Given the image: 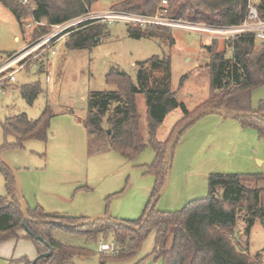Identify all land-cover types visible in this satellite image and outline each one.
Returning a JSON list of instances; mask_svg holds the SVG:
<instances>
[{
  "label": "rangeland",
  "instance_id": "374dc122",
  "mask_svg": "<svg viewBox=\"0 0 264 264\" xmlns=\"http://www.w3.org/2000/svg\"><path fill=\"white\" fill-rule=\"evenodd\" d=\"M122 1L98 0L84 20L98 15L125 14L113 11V6ZM161 13L158 10L153 17ZM97 25H105L106 33L95 39L99 44L91 49L69 50L66 47L79 25L64 32L54 27L39 41L30 43L29 37L24 41L23 27L16 17L0 3V55L21 53L22 60H26L23 68L16 72L14 82L10 83L7 76L12 70L3 74L0 150L15 142L12 137H6L3 130L8 117L25 113L29 119L36 120L47 106L52 115L46 142L31 140L22 148L5 147L0 154L17 170L25 201L32 210L39 206L50 215L90 220L107 216L119 222L138 221L143 217L155 187V177L149 172L156 159L155 151L148 147L134 160H127L116 151L90 155L89 133L84 124L89 112V97L93 93L116 90L107 82L111 70L126 72L137 83L136 64L166 54L171 58L172 89L179 101L194 110L210 95L208 57L203 46L217 41L222 47L224 39L218 36L217 40H210L205 33L168 28L175 39V45L170 47L164 40L131 38L128 33L131 25L123 21H98ZM55 35L43 45L44 40ZM257 48H260L259 43ZM42 67L44 72L40 71ZM34 83L41 85L42 93L29 106L21 97L20 88ZM139 106L144 114L142 96ZM251 110L264 116V86L252 91ZM181 119L180 109L166 117L158 131L161 144L171 142L174 127ZM212 174L264 176V139L258 131L244 126L238 118L217 114L198 120L182 135L175 148L169 186L156 209L177 213L189 203L206 198ZM247 185L263 188L264 181L250 179ZM0 196H7L1 172ZM245 214L243 209L240 210L233 242L240 251L253 257L261 254L264 262V222L258 220L248 234ZM60 236L62 241L94 253L91 258L78 257L69 264H162V260L153 255L155 231L144 241L136 257L121 262H103L101 259V244H112V237H100L96 242L83 237ZM3 244L9 246H4L6 252L4 256L0 254V264H24L20 261L22 257L33 262L37 258L34 244L27 239H10L0 246Z\"/></svg>",
  "mask_w": 264,
  "mask_h": 264
},
{
  "label": "trees",
  "instance_id": "16d2710c",
  "mask_svg": "<svg viewBox=\"0 0 264 264\" xmlns=\"http://www.w3.org/2000/svg\"><path fill=\"white\" fill-rule=\"evenodd\" d=\"M29 1L34 10L16 0H0V3L23 27L24 41L29 37L33 43L48 35L55 26L86 17L92 4L98 0ZM161 3L162 0H124L113 6V11L153 16L160 10L166 18L174 21L233 27L245 20L248 5L247 0H168L166 8L161 7ZM258 11L264 20V0L258 5ZM33 21L39 24L28 28ZM97 23L98 20H89L79 24V30L71 34L66 47L83 50L98 45L95 39L106 33V26ZM128 33L133 39H159L167 41L170 47L175 45L168 28L129 26ZM258 43L260 48H257ZM203 50L208 57L206 68L210 75V95L194 110H189L184 102L179 101L173 91L171 58L166 54L138 62L137 83L128 73L111 70L107 82L116 90L93 93L89 97V112L84 124L89 133L90 155L116 151L125 159L134 160L148 147L155 151L156 159L149 167L156 180L155 187L141 219L119 222L105 216L94 223H87L88 218L50 215L38 206L34 210L29 208L31 221L26 222L14 176L0 161V172L7 188V196H0V244L20 238L31 241L40 258L36 263L23 259L21 262L24 264H69L78 257L91 258L94 253L88 248L62 241L60 235L96 242L100 237H112L117 253L101 255V259L103 262H121L136 257L144 241L155 231L153 255L161 259L162 264H264L261 254L253 257L240 251L232 239L240 210L246 213L248 234L258 220L264 222V187L247 185L250 179L264 181V176L212 174L206 198L189 203L177 213L159 212L155 206L149 220L141 226L165 185L169 165L173 161L166 156L168 146L175 134L193 117L209 108L221 110L229 117L240 113L243 116L237 118L243 125L257 130L264 139V116L251 110L252 91L264 86V42L245 34L232 42L224 41L222 47L213 41L211 45L203 46ZM15 54L0 55V64ZM25 62L21 61L20 65ZM40 71L44 72V68ZM41 93L39 83L20 88L21 97L29 106ZM140 96L145 102L144 114L140 111ZM177 109L182 111V119L174 127L171 142L163 145L158 140V131L166 117ZM51 117L49 106L36 120L29 119L25 113L8 117L3 130L5 136L12 137L15 142L6 144L0 151L5 147L22 148L31 140L46 142ZM166 160L168 163L165 164ZM36 220L53 223H37ZM20 232H24V237H20Z\"/></svg>",
  "mask_w": 264,
  "mask_h": 264
},
{
  "label": "built area",
  "instance_id": "2783aa9c",
  "mask_svg": "<svg viewBox=\"0 0 264 264\" xmlns=\"http://www.w3.org/2000/svg\"><path fill=\"white\" fill-rule=\"evenodd\" d=\"M21 2L25 6H31V2L29 0H16ZM247 13L245 20L238 26L233 27H214V26H207L201 25L199 23H184L182 21H174L166 18L163 13L158 14L156 16H139V15H130V14H119L113 13L108 15H98L94 18L85 19L81 18L73 22H69L64 25L55 26L56 29H60L63 32L69 30L70 28L82 24L89 20H98V21H123L126 24H129L133 27H162V28H180L194 33H205L209 35L210 40H217L218 36L222 37L225 42H232L238 36H242L245 34H250L255 36L258 42H264V20L260 17L258 11V5L262 2V0H247ZM169 3L168 0H162L161 7L166 8L168 7ZM34 10V6H32ZM39 23L33 21L32 24L28 25V28H31L33 25H38ZM63 28V29H62ZM55 36L44 40L43 45L47 44L51 40H53ZM54 55V54H53ZM23 57L21 53H17L2 62L0 65V86L2 85V81L5 78L3 75L8 71L12 70L11 72L7 73L9 82L15 81V74L18 70L23 68V64L20 65ZM50 62V61H49ZM101 252L105 256H112L117 253L115 245L112 243L108 244H101Z\"/></svg>",
  "mask_w": 264,
  "mask_h": 264
},
{
  "label": "water",
  "instance_id": "95a60500",
  "mask_svg": "<svg viewBox=\"0 0 264 264\" xmlns=\"http://www.w3.org/2000/svg\"><path fill=\"white\" fill-rule=\"evenodd\" d=\"M211 114H217V115H220L224 118H237V117H241L243 116V114H240V113H235L234 115H232L231 117H229L228 115L225 114V112L221 111V110H217L215 108H209L203 112H201L200 114L196 115L195 117H193L191 120H189L187 122V124H185L174 136L172 142L170 143V145L168 146V149H167V154L166 156L172 160L173 159V153H174V150H175V147L181 137V135L187 131L188 128H190L193 124H195L198 120H200L202 117L206 116V115H211ZM0 161L3 162L9 169L10 171L12 172L13 176H14V179H15V182H16V186H17V189H18V197H19V200L21 202V205H22V213H23V216H24V220L26 222H29L31 221V218L29 217V208H28V205L25 201V198H24V195H23V190H22V185H21V181H20V178H19V174L17 172V170L15 169V167L7 160L5 159L1 154H0ZM171 169H172V162L170 163L169 165V170H168V174H167V178H166V182H165V185L163 187V189L161 190L160 194L156 197V199L153 201L152 203V206L150 208V210L146 213L144 219H143V222H142V227L146 224V222L149 220V217L151 215V211L152 209L156 206L157 202L159 201V199L161 198V196L166 192L168 186H169V182H170V177H171ZM100 218H105V217H98V218H94V219H91L89 220L87 223H94L97 219H100ZM35 222L37 223H40V222H44V223H53V221H39V220H36ZM40 257H38L34 263H36V261L39 259Z\"/></svg>",
  "mask_w": 264,
  "mask_h": 264
},
{
  "label": "crops",
  "instance_id": "0c3cea01",
  "mask_svg": "<svg viewBox=\"0 0 264 264\" xmlns=\"http://www.w3.org/2000/svg\"><path fill=\"white\" fill-rule=\"evenodd\" d=\"M16 40H18V38H16ZM208 72H209V71H208ZM197 76H200V75L198 74ZM209 79H210V75H209ZM206 100H207V99H206ZM206 100H205V101H206ZM181 102H182V101H181ZM202 103H203V102H202ZM162 127H163V125H162ZM21 236L24 237V234L21 233ZM5 245H8V246H9V244H5ZM5 245L3 244V245L0 246V254H2V256H4V254H5V252H6V250H5V248H4ZM2 249H3V250H2ZM9 249H10V248H9ZM1 252H2V253H1ZM9 254H10V253H9ZM36 257H37V258L39 257L38 254L36 255ZM34 258H35V256H34ZM34 258H33V259H34ZM37 258H36V259H37ZM23 259H27V260L33 262V260L29 259L28 257H22L21 260H23ZM21 260H20V261H21Z\"/></svg>",
  "mask_w": 264,
  "mask_h": 264
}]
</instances>
